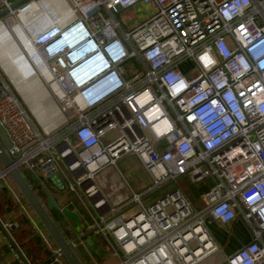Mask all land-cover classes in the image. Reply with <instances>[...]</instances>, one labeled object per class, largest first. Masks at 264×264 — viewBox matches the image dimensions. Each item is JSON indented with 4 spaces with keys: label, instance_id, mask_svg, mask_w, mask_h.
<instances>
[{
    "label": "built area",
    "instance_id": "1",
    "mask_svg": "<svg viewBox=\"0 0 264 264\" xmlns=\"http://www.w3.org/2000/svg\"><path fill=\"white\" fill-rule=\"evenodd\" d=\"M72 2L68 21L29 36L58 122L38 123L0 73L1 143L30 186L54 198L67 239H79L73 246L91 264L99 263L80 238L88 231L116 264H200L220 251L207 222L228 227L240 218L250 239L221 264H264V22L256 21L264 20V0ZM11 3L0 0V10ZM139 5L146 13L124 30L116 15ZM132 59L138 69L129 75ZM186 61L192 67L182 70ZM85 129L87 141L79 135ZM131 154L149 178L141 190L117 166ZM106 172L125 190L119 201L99 182ZM6 176L0 167L14 202L0 213L10 253L32 264L12 235L24 229L58 262V249ZM177 177L193 185L211 180L198 208L179 186L149 196ZM64 209L77 213L80 227Z\"/></svg>",
    "mask_w": 264,
    "mask_h": 264
},
{
    "label": "rangeland",
    "instance_id": "2",
    "mask_svg": "<svg viewBox=\"0 0 264 264\" xmlns=\"http://www.w3.org/2000/svg\"><path fill=\"white\" fill-rule=\"evenodd\" d=\"M11 2L15 1V0H10ZM35 1H40V0H35ZM73 2L72 0H66V7L70 10V7L72 6ZM146 7H144L143 5H139V6H136V7H131L125 11H122L120 13H118L116 15V18L120 21V23L122 24L124 30H128L129 26L130 25H134L135 23L138 22V20L140 18H142L144 16V14L146 13ZM50 10V9H49ZM102 12H104L105 15H108L106 13V11L102 8L101 9ZM51 14H49L48 17H43L41 20L42 21H38L30 26L26 25L23 20L18 16V15H13V14H7L6 16H4L1 20L2 24L1 25H5L7 26L8 30L10 31V33L12 34L15 42L17 43V45L19 46V48L21 49L23 55L26 57L27 61L29 62V64L31 65V67L34 69V71L36 72L35 68H34V65L31 61V54L29 53L30 51H33L32 50V47L30 45V41H29V36L30 34L36 32L37 30L39 29H42L44 28V25H49L50 23L52 22H59V23H63V22H66V21H61V16H60V12H58V10H56V12L54 13L52 10H50ZM58 12V14H56ZM59 17L61 19H59ZM51 18V19H50ZM58 18V19H57ZM145 18V17H144ZM256 21L257 22H261L263 23L264 20L263 18L259 15L257 16L256 18ZM26 26V27H25ZM17 27H21L24 31V35L27 39V41H29V45H30V50L27 49V46L26 44L21 40L20 36L15 32V29ZM33 59V57H32ZM34 60V59H33ZM36 62V61H35ZM37 63V62H36ZM192 67V63L190 61H186L184 62L183 64H181V69L182 70H187L189 68ZM125 68L129 71V75L131 72L133 71H136L138 69V66L136 64V61L134 59L130 60L129 62H127L125 64ZM24 73H25V77L27 79H31L32 75L30 74V70H28L27 68H24L23 69ZM41 71V70H40ZM0 72H1V75L2 77H4L8 82L9 84L12 86V87H15V85L10 82V78L9 76L7 75L6 71L4 70V68L0 65ZM42 72V71H41ZM42 74L44 75V73L42 72ZM45 76V75H44ZM24 79V78H23ZM25 80V79H24ZM27 82H30L29 80H27ZM14 85H12V84ZM16 88V87H15ZM15 90V89H14ZM17 90V89H16ZM15 90V92H16ZM32 92V91H31ZM20 94V93H19ZM21 96V94H20ZM22 97V96H21ZM23 98V97H22ZM24 100V99H23ZM42 103V102H41ZM59 120H60V115H59ZM117 166H118V169L123 173V174H126L127 175V181L129 182V184L132 186V188L134 189H139V186L141 184H143V181H144V178L145 180L147 179L148 175L147 173L145 172V170L140 166L137 158L134 156V155H126L124 157H122L118 163H117ZM112 173V172H111ZM113 179L117 180V176L116 174L114 173V176L112 177ZM112 179V180H113ZM184 180L185 178L183 177H179L177 179L179 183H177L176 181L175 182H172L170 183L169 185L165 186L163 189H161L159 191L158 194L156 195H153L151 196V198H156V197H159L161 194H164L165 192L175 188V185L179 186V185H184ZM99 182L100 183H103L104 182V179L102 180L101 177H99ZM122 188V186H120ZM37 193L45 200L46 196L44 195V192L42 189H40L37 184H34V187H33ZM20 192V191H19ZM116 194L118 195V192H116ZM24 198V197H23ZM27 203V202H26ZM31 209V208H30ZM135 208H133L134 210ZM33 212V211H32ZM55 215V214H54ZM209 221L207 222V227L209 229V225H208ZM243 224V227L244 229L246 230L247 232V235H248V239H250V230L249 228L244 224ZM210 231V229H209ZM18 230H16V235L18 236L17 234ZM28 232V231H26ZM211 232V231H210ZM30 233V232H28ZM47 233V232H46ZM212 234V233H211ZM12 235H13V232H12ZM48 235V234H47ZM7 238L6 234L3 232V231H0V239L1 238ZM14 239L16 241V243L18 244V239L15 238V235H14ZM246 239V238H244ZM52 241V240H51ZM248 242V241H247ZM243 244L242 242H240V245ZM240 247V246H239ZM22 248V247H21ZM75 251L77 253V255L80 257V259L82 260V262L84 264H89V260L87 258V256L85 255V253L82 251V249L79 247V245H77L75 248ZM89 249L91 251V253L93 254V256L95 257V259L98 261L99 264H116L117 263V259H115L112 255H111V251H108L107 249H105V246L103 244H99V243H96L94 245H91L89 246ZM236 250V249H235ZM234 250V251H235ZM31 251L32 254H31ZM25 253L26 256H29V259L33 258L32 256H35L37 254V258L35 259L36 260V263L37 261L39 262H43L44 261V257L46 255H48L49 251L46 249L45 245L44 244H40L39 243V247H35V246H32V244H27L26 248L24 249L23 251ZM231 254V253H230ZM32 255V256H31ZM229 255V254H228ZM62 257V256H61ZM33 259V260H34ZM52 260L51 259V256L45 260V261H50ZM62 260H64V258L62 257ZM66 262V261H65ZM34 263V262H33Z\"/></svg>",
    "mask_w": 264,
    "mask_h": 264
},
{
    "label": "crops",
    "instance_id": "3",
    "mask_svg": "<svg viewBox=\"0 0 264 264\" xmlns=\"http://www.w3.org/2000/svg\"><path fill=\"white\" fill-rule=\"evenodd\" d=\"M39 79L42 82V84L44 85V86H42L43 88H41L42 91L41 92L38 91L39 93L36 94V97H35L34 93H33V89H31L32 95L36 99V101L40 102V104L42 102L41 107L46 112V115L48 117L47 122H58L60 114L57 110L55 102L51 98V95H50L45 83L41 79V77ZM12 88L14 89V87H12ZM16 93L18 95L17 90H16ZM45 98H46V100H45ZM52 105H53V107H52L53 109L51 108ZM38 123H40V122H38ZM108 173L106 172L105 174L101 175L102 180L104 178L107 179V186L105 185L106 181H104L101 184L105 188L104 189L105 193L113 201H119L122 199L121 197L124 194L123 193L124 189L119 187L117 180L112 178L114 176V172L109 173V174ZM183 178H185L184 185H179V187H181L183 189V191L187 194L188 198L192 201L194 206H196L198 208L201 205V202L199 200V194L207 188V186L209 185L211 180L210 179L205 180V181L199 182L196 185H193L188 181V179L186 177H183ZM176 182L180 184V182H178V181H176ZM148 183H149V178L147 177L146 180L144 178L143 184H141L139 186V189H135V190H141ZM108 184H110V186H108ZM176 186L177 185H175V187ZM116 188L118 191L115 190ZM116 192H118V195L116 194ZM242 223H244L243 220L238 218V219L234 220L230 224V226L227 227V226H222L213 220H209V223H208L209 229H210L212 235L214 236L216 242L218 243L220 251L218 253H216L214 256H210L209 258L205 259L200 264H221L223 256L225 257L226 255L232 253L235 249H237L240 246V242L246 243L247 241H249V239L247 238L248 237L247 232L244 229ZM16 230H18V229H16ZM16 230H13V236L15 235V238L18 239V245L20 246V248L22 247L21 249L23 251L26 248L27 244H32V246L39 247V243L40 244L42 243L38 237H36L34 234H32V232L28 233L29 231L26 232L25 230L24 231L18 230V232H17L18 236H17ZM244 238H246V239H244ZM94 244H96V242H93L92 245H94ZM79 247L85 253L84 249L81 246H79ZM32 252L33 251H31V254H32ZM27 258L29 259V256H27ZM36 258H37V254L35 255V259ZM35 259L33 260V258H31V259H29V261L32 264H65V262L62 259H60L58 262L50 260V261H43L42 263L39 261H37V263H36ZM88 260H89V258H88ZM0 264H22L19 258H17L12 253H10L4 237L0 239ZM89 264H91L90 260H89Z\"/></svg>",
    "mask_w": 264,
    "mask_h": 264
},
{
    "label": "bare ground",
    "instance_id": "4",
    "mask_svg": "<svg viewBox=\"0 0 264 264\" xmlns=\"http://www.w3.org/2000/svg\"><path fill=\"white\" fill-rule=\"evenodd\" d=\"M65 5H66V0H40V1L32 0L31 7L26 12L20 13L19 17L23 20V22L26 25L30 26V25L38 22V21L39 22L42 21L41 19L43 17H48L49 14H51L50 10H52L53 12L54 11L56 12V10H58V12H60V16L62 18L61 19L59 17V19H61V21H66L71 17V11ZM58 12L56 14H58ZM1 24H2V22L0 21V65L6 71L11 82L15 85L17 91L21 94L25 103L28 105V107L30 108V110L32 111V113L34 114L36 119L44 126V128L48 129V127L53 122H47L48 117L46 115V112L41 107L42 103L40 104V102L36 101V99L33 97L32 92H31V89H33L34 96L36 97V94L39 93L38 91H40V92L42 91L41 88H43L42 86H44V85L42 84V82L40 81L39 78H40V75L41 76L45 75L44 77L48 78L46 67L41 63V60L39 59L38 54L35 52L32 45L30 44L32 47V50H33V51L29 52L31 54V61L34 65L35 70L37 68L39 71L38 72L36 70V72H35L34 69L31 67V65L29 64V62L27 61L26 57L23 55L21 49L19 48V46L15 42V40H14L12 34L10 33V31L8 30L7 26H5V25L3 26ZM45 26L46 25H44V27ZM15 32L20 36L21 40L26 44L27 49L30 50V45H29L30 42L27 41V39L24 35L23 29L21 27H17L15 29ZM32 57L34 60L32 59ZM24 68H27L28 70H30V74L32 75L31 79H27L25 77L26 75L23 71ZM40 70L44 73V75L42 74V72ZM27 80H29L31 82H27ZM45 100H46V98H45ZM52 107H53V105L51 106V108ZM0 167L3 168L2 165ZM123 193H125V190ZM28 206H29V204H28ZM29 208H31V207L29 206Z\"/></svg>",
    "mask_w": 264,
    "mask_h": 264
},
{
    "label": "water",
    "instance_id": "5",
    "mask_svg": "<svg viewBox=\"0 0 264 264\" xmlns=\"http://www.w3.org/2000/svg\"><path fill=\"white\" fill-rule=\"evenodd\" d=\"M30 0H15L10 4V7L3 8L0 10V18L6 16L9 13V10H13L17 8L24 2ZM5 130L1 126L0 123V138L4 135ZM0 163L3 166L2 170L4 173H7L10 178L13 180L14 184L23 195L33 212L35 213L37 219L41 223L44 230L47 232L53 243L58 249V252L64 258L67 264H84L80 257L77 255L73 243L77 242L79 239L75 238L72 241H69L60 231L56 222L52 219L51 215L49 214L48 210L50 209H57V204L54 201V198L51 194L45 190L47 204L46 207L42 204L41 200L38 199L36 196L33 188L30 186L28 181L25 179L23 174L20 172L16 164L11 160L10 156L7 154L5 148L3 147L1 140H0ZM178 178V177H177ZM37 180V178H34ZM163 185L160 188L155 189L149 196L153 195L154 193L160 191L162 188L170 184ZM64 215L67 219L76 223L78 227H80V220L78 218L77 213L64 209ZM90 231L82 234L80 238H85L86 244L91 246L93 244L90 238H86L89 235Z\"/></svg>",
    "mask_w": 264,
    "mask_h": 264
},
{
    "label": "trees",
    "instance_id": "6",
    "mask_svg": "<svg viewBox=\"0 0 264 264\" xmlns=\"http://www.w3.org/2000/svg\"><path fill=\"white\" fill-rule=\"evenodd\" d=\"M1 73V72H0ZM4 78V77H3ZM5 79V78H4ZM5 81L6 82H8L6 79H5ZM9 83V82H8ZM12 87V86H11ZM14 90V89H13ZM14 92H15V90H14ZM16 93V92H15ZM17 94V93H16ZM0 166H1V163H0ZM5 180H6V182H8L9 184H11V185H13L14 186V188L16 189V191H17V193H19L20 195H21V197L23 198V196H22V194L19 192V190L17 189V187H16V185L14 184V182H13V180L10 178V176L9 175H7L6 176V178H5ZM33 190H34V192H35V194H36V196L38 197V199L39 200H41V202H42V204L46 207V204H47V198L44 200L38 193H37V191L33 188ZM159 193V191L158 192H156V193H154L153 195H156V194H158ZM45 195V194H44ZM152 195V196H153ZM46 196V195H45ZM23 200H24V202H26L25 201V199L23 198ZM14 206V202H13V200H12V197L10 196V195H8L7 193H6V191H5V187H4V182L3 181H0V213H4L6 210H9V209H11V207H13ZM48 212H49V214L51 215V217H52V219L56 222V224H57V214L55 213V210L53 209H51V210H48ZM55 214V215H54ZM58 225V224H57ZM24 226V221L23 220H21V223H20V227L22 228ZM58 227H59V229H60V231L62 232V234L66 237V238H68L69 236H68V234L62 229V227L61 226H59L58 225ZM18 229V228H17ZM22 231H24V229L22 230ZM49 236V235H48ZM50 238V237H49ZM51 239V238H50ZM53 242V241H52ZM53 245H54V247H56L55 246V244L53 243ZM32 256V255H31ZM51 256V253L49 252L48 253V255H46L45 257H44V261L45 260H47L49 257ZM33 257V259L35 258V256H32ZM65 262V261H64ZM65 264H67L66 262H65Z\"/></svg>",
    "mask_w": 264,
    "mask_h": 264
},
{
    "label": "clouds",
    "instance_id": "7",
    "mask_svg": "<svg viewBox=\"0 0 264 264\" xmlns=\"http://www.w3.org/2000/svg\"><path fill=\"white\" fill-rule=\"evenodd\" d=\"M79 135L81 136V138L85 141H87L88 137L92 136V133L88 130H81V132L79 133Z\"/></svg>",
    "mask_w": 264,
    "mask_h": 264
}]
</instances>
